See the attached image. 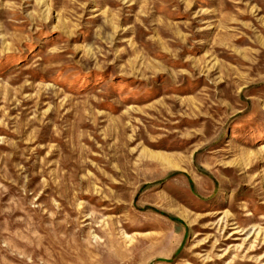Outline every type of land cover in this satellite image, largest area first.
<instances>
[{
    "label": "rangeland",
    "instance_id": "rangeland-1",
    "mask_svg": "<svg viewBox=\"0 0 264 264\" xmlns=\"http://www.w3.org/2000/svg\"><path fill=\"white\" fill-rule=\"evenodd\" d=\"M0 264H264V0H0Z\"/></svg>",
    "mask_w": 264,
    "mask_h": 264
}]
</instances>
